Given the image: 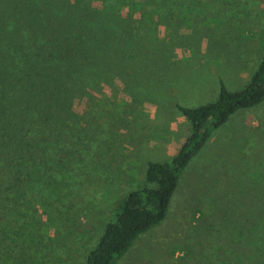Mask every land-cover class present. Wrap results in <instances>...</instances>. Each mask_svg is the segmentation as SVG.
Returning <instances> with one entry per match:
<instances>
[{"label": "rangeland", "instance_id": "obj_1", "mask_svg": "<svg viewBox=\"0 0 264 264\" xmlns=\"http://www.w3.org/2000/svg\"><path fill=\"white\" fill-rule=\"evenodd\" d=\"M39 5L71 39L77 61L63 65L79 91L70 111L40 112L49 128L47 150L31 147L45 171L27 192L33 223L0 222V264H86L147 163L170 160L191 132L177 105L248 84L264 56V0H0V17L25 29ZM114 264H264V102L213 129L164 220Z\"/></svg>", "mask_w": 264, "mask_h": 264}, {"label": "trees", "instance_id": "obj_2", "mask_svg": "<svg viewBox=\"0 0 264 264\" xmlns=\"http://www.w3.org/2000/svg\"><path fill=\"white\" fill-rule=\"evenodd\" d=\"M41 7L44 6L26 10L34 17L40 13L42 18H23L25 29L13 18L0 17V29L9 23H12L11 29L18 27L16 32L8 30L14 33L6 41L0 39V222H14L20 216L27 226L33 223V219L25 215L31 202L28 189L32 181H38L45 173L38 169L41 164L31 155V147L47 150L49 127L40 112H52L56 108L70 111L72 99L79 91L75 74L63 65L77 61L71 39L60 37L55 23L58 19L53 18L57 17L54 9L50 13L47 9L41 11ZM82 11L83 8L77 13ZM262 102L264 56L243 89L228 91L221 85L215 101L197 107L177 105L189 121L191 132L170 160L147 163L144 185L130 191L118 204L115 219L106 224L97 244L88 253L86 264H114L141 233L162 222L180 173L213 129L238 109ZM37 110L39 113L34 112ZM49 146L44 157L57 158L62 141L58 139ZM37 159L44 163L42 155ZM14 210L19 212L12 215Z\"/></svg>", "mask_w": 264, "mask_h": 264}]
</instances>
